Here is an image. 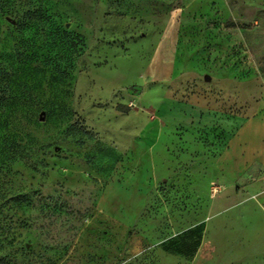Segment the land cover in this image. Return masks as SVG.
Returning a JSON list of instances; mask_svg holds the SVG:
<instances>
[{"label":"rangeland","instance_id":"obj_1","mask_svg":"<svg viewBox=\"0 0 264 264\" xmlns=\"http://www.w3.org/2000/svg\"><path fill=\"white\" fill-rule=\"evenodd\" d=\"M262 131L264 0H0V264H264Z\"/></svg>","mask_w":264,"mask_h":264},{"label":"crops","instance_id":"obj_2","mask_svg":"<svg viewBox=\"0 0 264 264\" xmlns=\"http://www.w3.org/2000/svg\"><path fill=\"white\" fill-rule=\"evenodd\" d=\"M243 133H244V131H240L239 134H237L236 136H234L233 138H231V142H230L231 145H234V144L239 145L240 143L241 144L246 143L247 147H250L252 144H255V145L257 144V142L256 143H252V142H247V141L245 142V141H243L244 140L243 139ZM262 134H264V131L259 132L258 137H257V138H259V140H261L262 137H264V135H262ZM228 157H229V155H226L225 154V159H224L223 164H224V166L226 168L234 169V167L236 165L235 164V162H236V159L235 158L236 157H235V155H231L229 158Z\"/></svg>","mask_w":264,"mask_h":264},{"label":"trees","instance_id":"obj_3","mask_svg":"<svg viewBox=\"0 0 264 264\" xmlns=\"http://www.w3.org/2000/svg\"><path fill=\"white\" fill-rule=\"evenodd\" d=\"M200 233H201V226L197 225L195 227L189 228L184 230L181 233V238L184 236H189L193 238V244L192 246H190L189 248V253L191 254L192 252H194V250L197 248L198 243H199V237H200ZM180 237V236H178ZM178 238H173L171 241H176ZM165 245V244H163ZM166 246V245H165ZM164 247V246H163Z\"/></svg>","mask_w":264,"mask_h":264},{"label":"built area","instance_id":"obj_4","mask_svg":"<svg viewBox=\"0 0 264 264\" xmlns=\"http://www.w3.org/2000/svg\"><path fill=\"white\" fill-rule=\"evenodd\" d=\"M216 190H217V188L214 187V191H216Z\"/></svg>","mask_w":264,"mask_h":264}]
</instances>
